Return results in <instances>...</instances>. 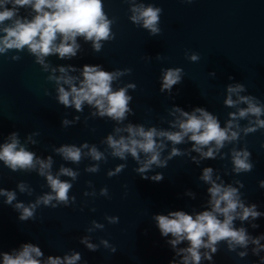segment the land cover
<instances>
[{
	"label": "water",
	"instance_id": "95a60500",
	"mask_svg": "<svg viewBox=\"0 0 264 264\" xmlns=\"http://www.w3.org/2000/svg\"><path fill=\"white\" fill-rule=\"evenodd\" d=\"M140 4L160 9L156 33L130 19L132 5ZM102 10L111 21V35L100 42L99 50L93 49L91 40L78 36L76 54L66 58L49 54L44 58L48 68L26 47L0 53V143L15 132L36 157H51L52 174L62 166L76 172L74 179L59 175L71 184L67 203L36 204L38 197L51 191L45 177L35 168L12 170L0 162V188L15 193L11 203L0 195V251L10 252L30 242L40 247L41 259L75 251L80 254L77 264H168L170 260L181 264V254L168 243L170 236L160 234L154 214L177 209L192 213L208 207V184L200 179L206 166L213 169L214 179L219 176L217 182L236 187L245 205L254 203L264 213V187L259 184L264 180V127L244 132L255 117H236L237 138L226 141L212 158H201L187 138L175 145L158 138L165 145L160 153L165 164H153L143 173L137 171L139 161L130 154L124 158L113 155L106 136L127 135L115 129L129 123L173 130L169 123L174 119L173 105L185 111L203 107L223 127L232 119L230 112L246 107L243 102L224 103L229 84L243 85L239 95L264 106V0H102ZM20 14L27 15L28 10L21 8ZM192 55L197 59L192 60ZM83 64L119 70L121 74L111 82L113 89L134 85L126 88L130 111L121 121L94 115L95 108L87 103L77 111L58 102L56 81L49 76L60 73L51 69L72 65L74 70L68 74L79 77ZM167 68H180L181 78L170 89L161 90V75ZM64 119L70 123L63 124ZM82 143L94 146L102 158L95 160L86 154L88 148H82L80 160L72 162L54 150ZM172 147L180 151L169 157ZM240 149L249 152L252 167L235 172L231 154ZM138 156L144 159L143 153ZM93 165L96 170H88ZM117 165H123L119 172ZM156 174L162 178H148ZM20 183L24 191L17 187ZM17 202L35 204L32 215L20 219L14 207ZM233 224L243 226L251 236L264 233V215L236 219ZM81 238L95 249L86 247ZM186 244L181 241L176 248ZM253 247L249 243L230 250L221 240L212 260L202 256L199 264H262L264 250L254 254ZM240 251L246 254L241 257Z\"/></svg>",
	"mask_w": 264,
	"mask_h": 264
},
{
	"label": "clouds",
	"instance_id": "9594fccd",
	"mask_svg": "<svg viewBox=\"0 0 264 264\" xmlns=\"http://www.w3.org/2000/svg\"><path fill=\"white\" fill-rule=\"evenodd\" d=\"M28 10L27 15H21L20 9ZM133 22L140 23L151 33H156L159 29L157 22L160 9L152 5H132ZM110 23L102 10V0H0V53L7 49L27 48L35 56V59L44 68L49 66L45 63V57L49 54H56L59 58L74 56L79 48L76 38L83 37L91 40L94 50H99L100 42L110 38ZM15 58V57H14ZM192 60L197 57L192 55ZM74 70L72 65H57L51 69L59 72L60 75H50L49 79L56 81L57 100L65 106L71 105L77 111L82 104L87 103L95 108L94 115L105 116L121 121L126 112H129L128 101L131 97L127 94L126 88L134 87L128 84L125 87L113 89L112 81L121 73L117 71H106L99 65L83 64L79 69V77L69 75V71ZM180 68H167L161 75V90L170 89L177 83L181 76ZM66 85L67 87H65ZM243 89L241 84H229L226 86L227 95L224 103L229 106L243 102L246 107L238 108L236 112H230L229 119L223 127L220 126L217 118L206 111L203 107H194L191 111H185L173 105L174 119L169 123L173 130L157 129L142 125L127 124L123 128H116L115 132H126L127 135H118L115 138L112 134L106 136V143L112 150V154L124 158L125 154H130L139 161L137 171L143 173L153 164L163 166L165 160L160 158L161 150L165 147L162 140L164 138L173 145L181 143L187 138L192 142L191 148L199 153L201 158H212L226 141H233L238 136L239 126L235 122L236 117H245L249 114L255 117V123L243 128L244 132L252 131L255 127H264V119H260L264 112V106L254 102L252 97L239 95ZM236 94V99L232 95ZM75 119V118H74ZM63 124L70 121L64 119ZM237 129V130H234ZM88 148L86 154L93 159L102 158V153L94 146L82 143L80 147L75 145H61L54 149L60 153L65 160L78 162L81 158V149ZM179 149L172 147L168 156L179 154ZM138 153L144 154V159L140 160ZM249 152L245 149L233 150L231 154L233 171H248L252 165L249 160ZM196 157H193L195 160ZM0 162H3L12 170L33 169L43 175L51 189L36 200V204H49L56 200L67 203V195L71 184L69 181L61 180L60 174L72 177L76 176L71 168L61 167L57 174H52L51 157L41 159L33 152L27 150L19 141L17 134L12 132L8 139L0 143ZM123 165H117L116 172H119ZM88 170L95 171L96 166H91ZM112 175V171L108 173ZM160 180V174L148 177ZM200 179L208 184L207 192L209 198L208 207L198 212H186L181 209L170 210L167 214H154V220L162 236H170L168 243L177 254H181V264H199L203 256L211 261L212 253L216 252L217 242L224 240L228 248L234 249L237 246L245 248L249 243L254 245V254L258 250H264V233L251 236L243 226L235 227L233 221H241L249 218L255 219L264 213L257 210L254 203L245 205L240 199L238 189L231 184L217 182L220 178H213V169L206 166L201 170ZM264 187V180L259 182ZM17 187L25 190V185L20 183ZM103 191V189H102ZM192 195L190 192L186 193ZM0 195L5 197V203H11L15 198V193L11 190L0 188ZM14 207L19 209L20 219L30 217L35 208V204L24 205L17 202ZM115 219V217L111 218ZM99 226V225H97ZM252 227H258L252 224ZM181 241H186L185 247L176 248ZM81 242L89 249L94 250L95 245L86 238H81ZM205 249L203 253L201 249ZM245 251H240L239 256H244ZM40 247L30 242H22L20 246L10 252L0 251V264H77L80 260L78 252H71L63 256L48 255L43 258ZM264 264V256L260 257ZM168 264H176L175 260H170Z\"/></svg>",
	"mask_w": 264,
	"mask_h": 264
}]
</instances>
